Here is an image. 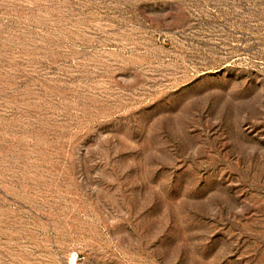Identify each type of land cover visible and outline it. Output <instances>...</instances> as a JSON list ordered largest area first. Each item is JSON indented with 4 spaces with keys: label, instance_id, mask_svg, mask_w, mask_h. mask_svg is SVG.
Masks as SVG:
<instances>
[{
    "label": "rangeland",
    "instance_id": "rangeland-1",
    "mask_svg": "<svg viewBox=\"0 0 264 264\" xmlns=\"http://www.w3.org/2000/svg\"><path fill=\"white\" fill-rule=\"evenodd\" d=\"M0 264H264V0H0Z\"/></svg>",
    "mask_w": 264,
    "mask_h": 264
}]
</instances>
